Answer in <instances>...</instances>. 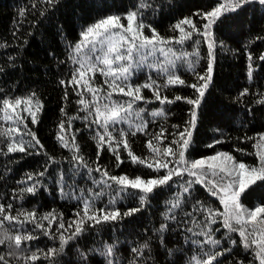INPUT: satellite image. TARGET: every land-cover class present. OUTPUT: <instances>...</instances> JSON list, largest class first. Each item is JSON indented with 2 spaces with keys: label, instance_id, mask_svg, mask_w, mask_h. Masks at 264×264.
Instances as JSON below:
<instances>
[{
  "label": "trees",
  "instance_id": "trees-1",
  "mask_svg": "<svg viewBox=\"0 0 264 264\" xmlns=\"http://www.w3.org/2000/svg\"><path fill=\"white\" fill-rule=\"evenodd\" d=\"M218 2L59 0L55 5H47L40 0H0V106L4 99L27 98L33 93L42 104V109L36 113L35 124L27 112L20 111L24 117L21 125L20 121H5L3 112H0V133L8 128L20 129L19 133L13 132L11 137L0 135V205L12 216H18L21 212H35L38 221L49 231V235H45L34 223L18 225L5 221L0 228V237L5 230L12 235L19 231L37 237L23 242L19 250L14 245L10 246L8 241L0 245V256H4L7 264H106L104 257L90 250L103 249L105 244L114 243V264H128L134 255L130 249L145 241L150 245V252L146 249L144 257L137 264H196L197 260L207 259L205 253L213 252L222 253L213 264H259L255 258V246L245 249L239 234L223 226L220 213L225 212V205L220 203L217 196L199 184L193 185L190 194L183 193L184 183L193 179L187 173L173 176L167 185L156 188L146 198L144 205L140 204L137 190L129 188L127 194H122L120 186L111 181V187L98 184L101 173L95 171L97 167L107 170L111 176H127L130 179L139 176L145 180L162 177L166 170L156 171L145 164L134 163L123 146L117 149L120 161L107 145L98 156L96 134L103 129L92 123L95 115L89 116L78 103L80 96L77 92L82 90L68 83L78 67L72 59L71 46L81 40V32L108 15H120L126 24L127 20L123 17L127 12L136 10L146 25L144 31L147 34L151 35V29H155L176 49L182 50L181 59L174 60L175 66L169 67V71L179 76L184 84L164 87L166 73L143 67L130 78L129 83L142 85L151 77L161 85L160 96L173 102L161 103L152 90L142 89L141 94L145 99L134 102L133 116L129 122L146 121V130L133 136L131 131L134 128L129 129L128 123H120L109 126L113 136L119 139L120 131L124 130L128 133L131 152L137 157L149 158L150 162L153 153L147 147V142L153 140L154 134L162 130L164 133L162 142L153 140L154 145L175 147L172 141L178 139V133L188 127L193 109V105L183 98L196 99L199 96L190 85L204 83L198 77L207 74L211 63V81L196 109V126L192 129L186 159L193 161L227 153L237 162L259 166L257 152L264 153V141L258 143L260 135L264 134V103L261 102L264 101V60L260 59L264 56V5L248 3L231 13L225 23H217L212 29L215 43L210 55L209 41L200 34L206 21L199 14L210 11ZM34 3L36 7L32 6ZM21 9L25 10L23 16L20 15ZM185 18L191 19L198 31H193L191 38L182 44L176 43L181 33L175 25ZM147 25H151V29ZM182 26L186 31H192L188 25ZM249 56L252 57L251 61ZM104 80L105 77L97 73L93 83L107 92L109 89ZM245 90L247 93L241 95ZM83 96L86 100L91 99L87 92ZM176 96L182 99L175 100ZM112 99L123 103L129 97L114 94ZM141 108L145 110L141 114L142 120L134 115ZM160 109H163L164 115H151ZM85 116L88 119H84ZM61 122L65 124L64 135L69 140L75 135L79 153L63 147L57 139L61 134ZM24 124H27V128H24ZM28 132L35 134L43 148L31 141ZM20 140L26 144L31 141L35 146L26 152H8V144ZM74 155L82 156L87 167L74 160ZM167 159L175 160L174 157ZM172 167H175L174 163L169 164V168ZM41 172L43 176L37 175ZM29 175L33 176V180L27 179ZM33 183L37 186L34 194L21 191ZM96 193L102 195L96 198ZM178 195L183 203L169 213L171 202ZM84 198H94L96 207L109 210L118 208L121 213L132 208H140V211L117 221L94 226L91 222L86 223L84 232L70 241L62 253L45 259L43 254L50 248L59 249L60 241L58 223L49 225V221L41 218L53 213L62 218L67 226L77 219L75 214L81 210ZM110 200L115 203L110 204ZM197 201L218 213L216 223L205 227L206 214L194 211ZM241 203L247 209L264 205V181L250 186L241 197ZM8 205L12 207L9 209ZM166 213L174 215L175 220H165ZM20 219L24 217L20 216ZM162 223L168 225L163 233L158 231ZM209 227L212 229L209 234L212 239L220 241L219 245L202 243L207 237L200 233L208 232ZM68 234L65 233L66 236ZM10 252L15 254L9 255ZM32 253L41 258L27 260L26 257ZM0 264L4 262L0 261Z\"/></svg>",
  "mask_w": 264,
  "mask_h": 264
},
{
  "label": "snow or ice",
  "instance_id": "snow-or-ice-1",
  "mask_svg": "<svg viewBox=\"0 0 264 264\" xmlns=\"http://www.w3.org/2000/svg\"><path fill=\"white\" fill-rule=\"evenodd\" d=\"M40 2L47 5H55L59 3V0H40ZM251 2H258L260 5H264V0H219L218 4L210 11L199 14L201 18L206 21L203 25V31L200 32V34L209 41L208 46L210 55L215 43L212 39L213 27L217 23H225L226 20L230 19L231 13L236 12L238 9H242L246 4ZM32 6L36 7V4L34 3ZM140 7L142 8L143 5ZM24 14L25 10L21 9L20 15L23 16ZM41 14L43 15V12ZM123 18L127 20L126 26L121 24L122 17L114 14L100 19L81 32V40L71 46L73 47L72 59L78 67L75 69L68 83L82 90L77 92L80 96L78 103L83 106L82 110L89 113V116L95 115V119L92 123L97 124L103 129L102 132L98 131L96 134L98 138V156L99 152L107 145L108 149L116 155L117 161H120L117 149L123 146V148L128 151V155L134 163L145 164L147 167L154 168L156 171L164 169L166 170V174L162 177L147 180L139 176L130 179L127 176H111L107 170L97 167L95 171L101 173V179L97 181V183L111 187L109 184V181H111L120 186L122 194H127V189L129 188L137 190L140 193V204L144 205L146 198L152 194L156 188L167 185L173 176H183L187 173V175L193 177V179L184 183L182 186L183 193L190 194L193 185L199 184L203 185L213 196H217L220 199V203L225 205V212L220 213V215L223 216V226L230 232H237L239 234L241 243L245 249L255 246V258L259 261V264H264V205L256 206L253 209H247L241 203V197L246 194L250 186L255 185L258 181H264V153L257 152L259 166H247L244 163L237 162L233 156L227 153H217L214 156L193 161H188L185 156L191 143L192 129L196 126V109L199 107L208 83L211 81V63L208 65L207 74L198 77V79L204 81V83L190 85V87L196 89L199 96L196 99L183 98L186 99L188 104L193 105V109L191 111V119L187 122L188 127L178 133V139L172 141L175 147L166 146L161 148L158 145H154L153 140L162 142L164 133L162 130L159 134H154L153 140L147 142V147L153 153L150 162L149 158H140L131 152L127 140L128 133L121 130L119 139H117L109 130L110 125H117L120 123H128L129 129L134 128V130L131 131V135L133 136L136 135L137 132H144L146 130V121L135 124L129 122L133 116L134 102L145 99L141 94L142 89L147 88L152 90L156 99L160 100L161 103L173 102L168 100L167 97L162 98L160 96L159 90L161 85L151 77L142 85H133L129 83L134 72L143 68L149 57H154L156 53L165 57L167 66H164V64L148 65V67H153L154 70L167 74L164 87L177 83L184 84V81L181 80L179 76L169 71V67L175 66V61L169 58L170 54L171 56H175L176 59H181V57L177 56L173 49L161 47V45L170 43L171 41L160 36L155 29H151V25H147V27L151 29V36H145L143 34V29L146 25L143 23L140 13L136 10L127 12ZM182 25H188L192 31H186ZM175 28L179 29L181 33V36L175 40L176 43L180 44L190 39L193 31H198L196 25H194L189 18L180 21L175 25ZM248 59L251 61L252 57L249 56ZM260 59L264 60V56H261ZM97 73L105 77L104 84L107 85L109 89L107 92L100 86L94 85L93 81ZM249 77L251 78V65L249 66ZM61 83L64 84L65 82L61 81ZM84 92L91 95L90 100L84 98ZM246 93L247 90L241 93V95ZM114 94L127 96L129 100L123 103L115 101L112 99ZM66 95L67 94H65V96ZM181 99L182 97L180 96L175 97V100ZM101 100L104 102L101 103ZM261 102L264 103V101ZM22 105V111L27 112L28 115L31 116L32 123L35 124L37 122L36 113L42 109V104L36 98L35 93L27 98L4 99L2 101V106H0V112H3L4 120L20 121L23 123L24 117L20 114V111H18V109H21ZM9 110H11V112H9ZM61 111L63 112V109H61ZM144 111L145 110L142 108L136 110L134 112L135 117L142 120L141 114ZM151 115L154 117L164 115L163 109L153 111ZM84 119H88V116H85ZM59 127L61 134L57 136V139L61 145L65 148H70V150L75 153H79V146L76 144L75 135H72L69 140V138L64 135L66 132L64 122H61ZM24 128H27V124H24ZM13 132L19 133L20 129L8 128L4 133H0V135L11 137ZM27 134L31 137V141L35 142V145H39L40 148H43V145L40 144V141L36 138L34 133L28 132ZM31 141L27 144L23 140L13 141L8 144V152H26L28 148L35 146ZM262 141H264V134L260 135L258 143ZM168 157H174L175 160H169L167 159ZM222 157L223 159H221ZM73 159L83 164L84 167H87L82 156L74 155ZM170 163H174L175 167L169 168ZM89 171H92V169H89ZM37 175L43 176L44 173L41 172ZM27 179L33 180V176L29 175ZM21 191L34 194L37 191L36 183L21 189ZM100 195H102V193H96L95 197L98 198ZM109 203L114 204L115 201L110 200ZM182 203L183 201L178 195L177 199L171 202L169 213L180 208ZM11 207V205H8L9 209ZM138 211H140V208H132L121 213L118 208L109 210L104 207H96L94 198H84L82 199L81 210L75 214L77 219L69 222L67 226H65L62 218H58L53 213L44 215L41 219L49 221V225L53 222L58 223V239L60 241L59 249H48V251L43 254L44 258L49 259L62 253L65 246L70 241L75 240L84 232V225L86 223L91 222L94 226L101 223L117 221L123 217L133 215ZM194 211L206 214L205 227L216 223V216L218 213L212 208L206 207L200 201L196 202ZM187 215H191V213H187ZM20 216H23L24 219L21 220ZM175 218L174 215H169L168 213L164 216L165 220H175ZM5 221L9 224L15 223L18 225L34 223L36 228L44 232L45 235H49L48 229L45 228L43 223L38 221L35 212H21L18 216H12L6 212L3 205H0V228L4 226ZM167 228L168 225L162 223L158 231L163 233ZM188 231L191 232L192 229L189 228ZM211 231L212 229L209 227L208 232L200 233L207 237L202 243L219 245L220 241L212 239L209 234ZM65 233L69 234L66 236ZM33 239H37V237L33 236L31 233L22 234L17 231L15 235H12L5 230L2 237H0V245L8 241L10 242V246L14 245L15 249L19 250L23 242ZM161 243H163L162 239ZM193 243L201 242L194 241ZM232 243L235 244L236 241H232ZM115 249L116 244L114 243L105 244L103 249H92L90 251L98 252L100 256L105 258L106 264H114L113 257L116 256ZM146 249L150 252V245L147 241L138 247H132L130 252L134 255L133 258L128 261V264H137V261L144 257ZM14 254L13 252L9 253V255ZM205 255L207 259L197 260L196 264H213V261L222 255V253L213 252L205 253ZM81 256L87 259L84 253H81ZM40 258L41 257L36 253H32L30 256L26 257V259L30 261H36ZM0 261L7 264V262L4 261V256H0Z\"/></svg>",
  "mask_w": 264,
  "mask_h": 264
},
{
  "label": "rangeland",
  "instance_id": "rangeland-1",
  "mask_svg": "<svg viewBox=\"0 0 264 264\" xmlns=\"http://www.w3.org/2000/svg\"><path fill=\"white\" fill-rule=\"evenodd\" d=\"M121 24H123L125 26L127 25V23L126 24L123 23L122 20H121ZM134 27H135V25H134ZM143 34L145 36H151V35L147 34L144 31V29H143ZM161 47H164L165 49H167V48L173 49L176 52L177 56L181 57L183 55L182 50L181 49H176L175 45H173V44L167 43V44L161 45ZM169 58L172 59V60H177L176 57L175 56H171V54H170ZM149 64H153V65H155V64H164V66H167L166 63H165V57L160 56L159 53H156V55L154 57H149L148 60L145 62V66L144 67H148ZM148 68H153V67H148ZM141 70H142V68L140 70L135 71L133 76H136L137 72H139ZM22 108L23 107H21V109H18V111H22ZM9 112H11V110H9ZM21 124H23V123L20 122L19 125H21ZM221 159H223V157ZM240 163H242V162H240Z\"/></svg>",
  "mask_w": 264,
  "mask_h": 264
}]
</instances>
